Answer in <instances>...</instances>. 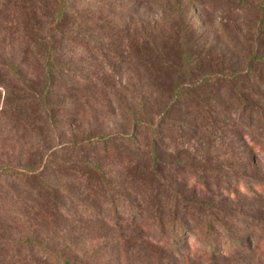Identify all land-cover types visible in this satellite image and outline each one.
Instances as JSON below:
<instances>
[{
  "label": "rangeland",
  "instance_id": "374dc122",
  "mask_svg": "<svg viewBox=\"0 0 264 264\" xmlns=\"http://www.w3.org/2000/svg\"><path fill=\"white\" fill-rule=\"evenodd\" d=\"M263 1L70 0L60 71L45 93L35 27L50 18L37 23L22 6L51 18L55 6L0 0V169L41 165L29 178L0 175V264H57L37 245L73 264H264V195L240 190L264 181V161L248 164L249 115L218 91L220 114L236 121L222 125L195 105L214 100L195 85L205 72L260 67L250 58L255 48L264 55ZM260 78L251 92L264 101ZM180 85L190 103L171 101ZM141 118L160 135L135 123ZM121 132L134 143L70 147ZM83 154L101 165L109 189L61 169L63 161L82 166ZM180 226L193 234L171 249ZM212 241L231 251L191 255Z\"/></svg>",
  "mask_w": 264,
  "mask_h": 264
},
{
  "label": "trees",
  "instance_id": "16d2710c",
  "mask_svg": "<svg viewBox=\"0 0 264 264\" xmlns=\"http://www.w3.org/2000/svg\"><path fill=\"white\" fill-rule=\"evenodd\" d=\"M51 4L55 6V9L53 11V18L50 16H46L43 14L41 8L33 7L31 5L22 6V9L24 11V15L26 17H31L34 20L37 21V23L43 18H50V20H46V22L42 23L41 25H37L35 27L37 32V41L34 44V48L38 51L39 55L43 59L44 63V88L45 93L46 89L49 87L48 83L51 81L52 77L59 73L60 69L58 68L59 62H57V56L59 53L56 51V48L58 47V42L60 39V36H64V29L65 26L68 23V16L70 13V0H47ZM264 8V1L262 2V9ZM261 23L264 24V9L263 13L261 15ZM252 61H256L257 65L260 67L258 69H249V70H237V69H221V70H212L209 72H205L203 76L200 78V80H197L195 82L196 87L205 88L207 91H209L211 94H213V99L208 98V100H202L199 99V102L195 104L197 106V111L199 113H202V115L209 116L211 111H214L217 113L221 118L219 119V123H222V125L225 123L227 125L231 124L233 121H236L233 117V114H230L228 117H222L221 113V107L222 105L214 98L215 92H220L222 96L226 97V100L232 105V110L240 108V112L243 113V115L248 114L250 119L248 122H242L245 123V130L244 135L246 137H251L249 140V152L251 153V158H249V162L252 166L257 167L256 161L257 159H262L264 161V127L257 125L258 123H261L262 120H264V101L261 99L259 100L255 98V96L252 95V83L255 81L262 82V79L260 78V75L264 74V55L258 56V50L257 48L253 49V53L251 54ZM7 68L15 75L14 77L18 80V82H22L20 70L17 64L8 62ZM58 69V70H57ZM0 86H3L4 82L0 76ZM184 85L177 86L174 91V97L171 100L174 103L180 104L182 99L186 97V103H190V100L187 99L186 91L184 90ZM43 93V91H42ZM195 100H192V103H194ZM251 117V118H250ZM255 117V118H254ZM162 122V121H161ZM165 122V121H164ZM162 122V123H164ZM135 123L145 125L146 129L151 132L153 136H159L160 130L159 125L154 123H148L145 122L143 118L136 119ZM256 126V127H255ZM255 129V130H254ZM254 130L250 136V132ZM119 139L125 140V142L128 143H134L132 135L129 133H116L109 136H86L82 140H75L70 143V147L74 150L80 151V150H87L91 151L95 149L98 146L105 147L109 143H114L118 141ZM49 155V154H48ZM154 157L156 156V150H153ZM82 166H78V164L75 163H69L66 161H63L61 164V169L64 171V173L68 174L70 173L72 176H74L78 181L85 185H99L103 183L105 185L106 189H109V183L106 179V175L101 167V165L98 162H91L86 155L83 154L81 161ZM249 164V166H250ZM41 168L40 164L36 163H27L23 166L15 167V166H5L2 169H0V175H6V176H26L31 177L32 175H41V171H39ZM24 179V178H23ZM27 180V179H26ZM28 181V180H27ZM98 181V182H97ZM93 183V184H92ZM253 186L247 185V182L240 186V190L252 192L255 194L264 195V181L263 182H257L255 184H252ZM242 187V188H241ZM39 189V188H38ZM60 189V188H59ZM211 224V223H209ZM209 228V227H208ZM188 233H192L193 231L190 230L188 227H182L180 226L178 229L172 230V247L171 249H174L178 239L181 236H186ZM27 243H32V240H27ZM37 245V243H36ZM38 250L41 252L43 256L49 257L57 264H73L70 262L67 258L60 256L57 252L51 251L45 247L37 245ZM216 251H222L218 253H226L230 252L231 250L221 249L218 247L214 241H212L211 249L203 250V252H200L199 250H195L194 253L191 255L194 257H200V256H206L208 253H211L213 255L216 253ZM178 253V252H177ZM211 257V256H209Z\"/></svg>",
  "mask_w": 264,
  "mask_h": 264
}]
</instances>
